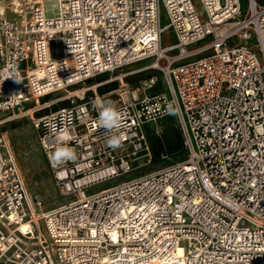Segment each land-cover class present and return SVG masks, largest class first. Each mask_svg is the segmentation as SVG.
I'll list each match as a JSON object with an SVG mask.
<instances>
[{
  "label": "built area",
  "instance_id": "1",
  "mask_svg": "<svg viewBox=\"0 0 264 264\" xmlns=\"http://www.w3.org/2000/svg\"><path fill=\"white\" fill-rule=\"evenodd\" d=\"M1 3L0 112L67 92L31 123L57 190L75 198L34 219L42 200L0 133V264H264V0ZM147 60L140 70L161 78L123 90L117 132L100 125L99 97L70 91ZM167 116L185 158L103 186L149 154L143 126ZM59 147L75 159L53 161Z\"/></svg>",
  "mask_w": 264,
  "mask_h": 264
},
{
  "label": "rangeland",
  "instance_id": "2",
  "mask_svg": "<svg viewBox=\"0 0 264 264\" xmlns=\"http://www.w3.org/2000/svg\"><path fill=\"white\" fill-rule=\"evenodd\" d=\"M10 1L2 0L6 14L12 13ZM56 50L57 46H54L53 52ZM149 63L150 61L147 60L125 65L121 69L106 72L89 78L84 83L76 84L70 91L80 95V92L76 91L84 88V100L99 97L102 103L111 102L116 107L124 96L123 90L139 86L140 82L150 75L161 78L157 70H140ZM66 94L65 90L53 91L38 97L40 104L30 101L20 112L14 114L0 112V133H4L11 144L17 166L29 193L42 200V209L36 211V214L75 198L71 195H62L57 190L47 158L40 145L38 132L31 123V115L40 116L68 105L70 102ZM143 128L149 154L136 161L128 173L103 183V186L156 170L185 158L182 136L174 117L167 116L155 122H147Z\"/></svg>",
  "mask_w": 264,
  "mask_h": 264
},
{
  "label": "clouds",
  "instance_id": "3",
  "mask_svg": "<svg viewBox=\"0 0 264 264\" xmlns=\"http://www.w3.org/2000/svg\"><path fill=\"white\" fill-rule=\"evenodd\" d=\"M99 107V120L100 125L108 132H117L120 128L123 127L122 118L120 113L117 111L114 104L111 102L100 103L93 102ZM167 114L178 115V108L173 109L170 104L167 109ZM123 135L122 134H113L108 136L106 139V144L112 149H116L122 146ZM53 161L57 164L64 163L69 160L75 159L74 151L69 147H59L55 150L52 155Z\"/></svg>",
  "mask_w": 264,
  "mask_h": 264
},
{
  "label": "bare ground",
  "instance_id": "4",
  "mask_svg": "<svg viewBox=\"0 0 264 264\" xmlns=\"http://www.w3.org/2000/svg\"><path fill=\"white\" fill-rule=\"evenodd\" d=\"M7 3V2H6ZM10 3V2H9ZM6 5V4H5ZM83 89H79V90H77L76 92H80L81 93V91H82ZM47 94H49V93H47ZM46 95V94H45ZM44 96V95H43ZM53 99V98H52ZM48 100H50V99H48ZM33 102H36L37 104H40L39 102V99L37 98V99H34L33 100ZM47 104V103H46ZM34 216V219H39V218H37V217H39L40 215H41V213H38V214H36V212L33 214ZM181 252V250H179V253Z\"/></svg>",
  "mask_w": 264,
  "mask_h": 264
}]
</instances>
